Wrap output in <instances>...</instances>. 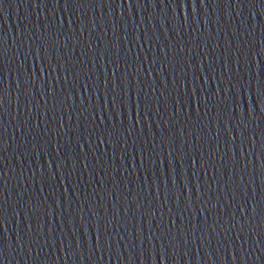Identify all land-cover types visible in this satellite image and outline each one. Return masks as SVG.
Returning <instances> with one entry per match:
<instances>
[{
	"label": "water",
	"instance_id": "1",
	"mask_svg": "<svg viewBox=\"0 0 264 264\" xmlns=\"http://www.w3.org/2000/svg\"><path fill=\"white\" fill-rule=\"evenodd\" d=\"M0 264H264V0H0Z\"/></svg>",
	"mask_w": 264,
	"mask_h": 264
}]
</instances>
